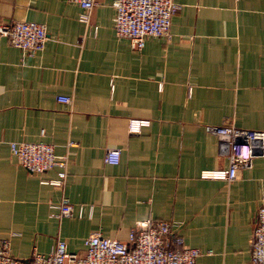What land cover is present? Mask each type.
Returning a JSON list of instances; mask_svg holds the SVG:
<instances>
[{
  "label": "crops",
  "instance_id": "obj_1",
  "mask_svg": "<svg viewBox=\"0 0 264 264\" xmlns=\"http://www.w3.org/2000/svg\"><path fill=\"white\" fill-rule=\"evenodd\" d=\"M112 1L94 0L81 21L68 0H0L1 21L47 32L31 55L0 38V239L26 261L57 238L80 253L95 231L126 239L141 219H175L202 251L196 264H252L264 151L234 180L199 173L228 165L206 125L264 130V0H175L170 36H147L141 49L115 35ZM130 117L149 123L129 132ZM20 140L67 156L63 187L41 182L58 167L34 175L16 162L8 142ZM111 147L116 164L103 160ZM62 194L73 213L56 217Z\"/></svg>",
  "mask_w": 264,
  "mask_h": 264
},
{
  "label": "built area",
  "instance_id": "obj_2",
  "mask_svg": "<svg viewBox=\"0 0 264 264\" xmlns=\"http://www.w3.org/2000/svg\"><path fill=\"white\" fill-rule=\"evenodd\" d=\"M80 8L79 19L87 21L94 0H68ZM114 16L112 28L116 36L126 37L133 49H141L147 36H170L172 16L178 11L175 0H113ZM18 47L23 54L41 51L47 39L43 23L14 19L0 20V38ZM56 100L70 103L69 95L58 94ZM149 120L130 117L127 121L129 132H138ZM206 130L227 145L228 165L224 168L203 169L201 178H217L231 181L238 172L251 165L255 155L264 151V130L243 129L230 124L206 125ZM11 155L29 173L42 172L58 167L57 176L41 179V182L63 187L66 176L67 156L55 153L54 145L42 140L9 141ZM70 144V142H69ZM120 149L111 147L104 151L106 163L119 162ZM56 217L73 213V203L62 194L55 204ZM181 222L175 219L146 218L137 221L128 231L126 239L110 238L95 231L83 239L82 252L67 250L64 239L57 238L47 253L33 249L30 257L22 261L9 249V240L0 239V264H196L202 253L198 247L187 245L177 228ZM250 260L252 264L264 263V203L254 215L250 238Z\"/></svg>",
  "mask_w": 264,
  "mask_h": 264
}]
</instances>
